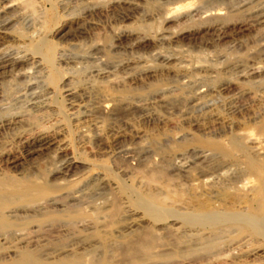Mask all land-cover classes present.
Segmentation results:
<instances>
[{
  "label": "rangeland",
  "instance_id": "rangeland-1",
  "mask_svg": "<svg viewBox=\"0 0 264 264\" xmlns=\"http://www.w3.org/2000/svg\"><path fill=\"white\" fill-rule=\"evenodd\" d=\"M18 1L0 0V52L46 62L0 72V183L51 185L59 203H41L52 210L39 228L38 212L5 214L16 227L0 234V264L26 244L37 264H117L122 238L146 232L158 240L140 264H264L231 261L264 249V0ZM38 134L55 143L28 154ZM66 160L71 169L53 173ZM230 185H248L246 210L223 212L246 224L180 223L210 214L195 199L217 206Z\"/></svg>",
  "mask_w": 264,
  "mask_h": 264
},
{
  "label": "bare ground",
  "instance_id": "bare-ground-1",
  "mask_svg": "<svg viewBox=\"0 0 264 264\" xmlns=\"http://www.w3.org/2000/svg\"><path fill=\"white\" fill-rule=\"evenodd\" d=\"M18 1V0H17ZM116 1V0H115ZM20 2V1H18ZM130 2V1H128ZM21 3V2H20ZM19 3V4H20ZM25 3V2H23ZM22 3V4H23ZM122 3V2H121ZM16 4H13V5H9L7 6V8H11V7H15ZM17 6V5H16ZM6 7V6H4ZM6 8V9H7ZM178 8V7H177ZM12 9V8H11ZM2 11H4V9H2ZM2 11L0 13H2ZM171 11V10H170ZM179 10L177 9H174V14L178 12ZM180 12V11H179ZM198 12V11H197ZM210 12V11H209ZM262 12V11H261ZM173 14V15H174ZM179 14V13H178ZM202 14V13H201ZM203 15V14H202ZM220 13L219 12H210V13H207L205 18H219L220 17ZM172 16V15H171ZM178 16V15H177ZM189 17V16H188ZM261 17V16H260ZM1 18V17H0ZM166 19V18H165ZM168 19V18H167ZM166 19V20H167ZM171 19V18H170ZM199 20V19H198ZM257 21V20H256ZM6 22L2 23L5 24ZM8 24V23H7ZM3 29V28H2ZM4 36V34L2 35ZM218 36V35H217ZM1 39V38H0ZM46 49H47V52L49 51V48L48 46H46ZM40 50V49H39ZM6 52V51H5ZM41 53V52H40ZM51 53V52H50ZM7 54V53H6ZM38 55V54H36ZM50 55V54H49ZM52 55V54H51ZM39 58V57H38ZM41 58V57H40ZM166 60V59H165ZM27 61H29V64L31 65V67L29 68V70H35V69H42L44 68L43 64L45 61L44 57L42 56L41 59H36V58H32V59H29V58H26V57H19V58H12V57H7L4 53L0 52V72L3 71V70H6L8 68H15L19 63H27ZM164 61V60H163ZM48 64V63H47ZM30 70V71H31ZM29 71V72H30ZM257 71V69H256ZM255 70L253 72H256ZM261 71V70H260ZM33 72H36V71H33ZM46 72V71H45ZM28 73V72H27ZM29 74V73H28ZM28 74H24L23 77L21 78H29ZM36 74V73H35ZM30 75V74H29ZM33 75V73L31 74V76ZM32 78V77H30ZM28 84V83H27ZM26 84V85H27ZM33 84V83H31ZM37 85V84H36ZM32 86V85H31ZM34 87V86H33ZM29 88V87H28ZM27 88V89H28ZM41 88V87H40ZM31 89V88H30ZM254 126V125H253ZM259 128L257 129L258 133L257 135H261V136H264V124L262 123V125L258 126ZM256 129V127H255ZM256 131V130H255ZM254 131V132H255ZM253 132V131H251ZM260 132V134H259ZM256 134V133H255ZM46 136V135H45ZM44 135L42 134H38L32 138H30L29 140H27L25 142V150L27 151L28 154H33V153H41L43 150H46L48 149L51 145H53L55 142H54V138H47L45 137ZM260 136V137H261ZM259 139V136L257 137ZM256 138V139H257ZM258 144H259V141L258 140ZM262 139V138H261ZM263 140V139H262ZM261 140V141H262ZM203 146H209L210 144L205 141H199ZM255 142V141H254ZM254 144V143H253ZM257 144V143H255ZM23 145V146H24ZM22 146V147H23ZM214 147H216L215 145L211 148L215 149ZM216 149H218V147H216ZM254 149H255V146H254ZM256 149H257V146H256ZM24 150V149H23ZM251 150V149H250ZM258 153V152H257ZM260 153V152H259ZM7 159V163L9 164V166H14L18 160V158H11V157H6ZM7 164V165H8ZM73 166V162L71 160H66V161H63L62 164L60 165V167L58 168V170L55 169V171L53 173H67L71 167ZM254 170L256 173H259V169L254 167ZM236 173V172H235ZM242 173V172H241ZM230 176V175H229ZM150 177V176H149ZM203 182V181H202ZM210 183V182H209ZM225 183V182H224ZM215 184V183H214ZM232 186L233 190L232 192H224L225 195H222V198L220 197L221 196V192H220V195L219 197H217L218 199L220 200H217L216 204L217 206H215L214 202H212L213 200L211 199H204L202 201H199L198 200V197L195 199V195H193V199H195L197 202H199L198 204V208L200 211H207V212H211L210 214H206L204 215L203 217L199 218L198 219L194 218L195 220H188L187 224H186V221L187 220H181L182 222H179L180 223H184L185 225H190L191 227H194V226H201V227H208L210 228L211 230H215V231H220V230H224L225 228L227 229H234V228H240L241 226V221L240 219H238V216H243V214H234V213H228V212H223V210H228V209H235V210H246L245 208V204L247 203L246 200L243 199V194L244 192L246 191L247 189V186L248 185H230ZM220 187V186H219ZM253 187V186H252ZM191 188V187H190ZM149 189V188H148ZM216 189V188H215ZM226 189V188H225ZM228 189V188H227ZM226 189V190H227ZM231 189V188H230ZM55 190V188H53L51 185H43V184H29V183H26V182H18V181H14V180H9V181H5V182H1L0 183V234H4L7 229H9L10 227H14L15 224H12V223H9L8 221H6L7 219H5V214L6 213H12L13 214V211H15V208H18V207H24V211H25V208L26 209H30V210H33L34 213L35 212H38L37 214L39 215L40 213V220L37 222L38 223V227H40V223H44L46 220L50 219V213H51V210L52 208H49L50 209V213H49V210L48 212L46 211V213L44 212L46 209V207L48 208V206H54L57 204V201L52 198V192ZM208 190V189H207ZM225 190V191H226ZM250 190V189H249ZM228 191V190H227ZM187 192V191H186ZM249 193V192H248ZM223 194V193H222ZM191 196V194H190ZM189 196V197H190ZM204 196V195H203ZM205 197V196H204ZM210 197V196H209ZM66 198V197H65ZM68 198V197H67ZM213 198V197H212ZM216 198V199H217ZM65 200V199H64ZM67 200V199H66ZM190 200V201H191ZM61 201V200H60ZM42 202H44V205L46 204V207L41 206ZM62 202V201H61ZM194 202V200L192 201ZM59 203V201H58ZM66 203V202H65ZM195 203V204H196ZM68 204V203H67ZM66 204V206H68ZM196 204V205H197ZM73 206V205H72ZM70 206V208L72 207ZM69 208V209H70ZM144 208V207H143ZM196 208V207H195ZM197 208V209H198ZM43 209H45L43 211ZM66 209V208H65ZM142 209V208H141ZM18 210V209H17ZM20 210V209H19ZM23 211V209H21ZM112 216H117L118 214V211L119 209L117 207H114L112 209ZM216 210V211H215ZM43 211V214L41 213ZM68 211V210H67ZM144 211V210H143ZM146 211V210H145ZM144 211V212H145ZM17 212V211H16ZM19 212V211H18ZM29 212V210H28ZM54 212V211H53ZM52 212V213H53ZM149 212V211H148ZM158 212V211H157ZM160 212V211H159ZM56 213V212H55ZM147 213V212H146ZM154 213V212H153ZM166 213V212H165ZM171 213V212H170ZM10 214V216L12 215ZM17 213H15L16 215ZM148 214V213H147ZM156 214V213H155ZM161 214V212H160ZM9 215V214H8ZM14 215V214H13ZM37 215V216H38ZM163 215H164V212H163ZM167 215H169L167 213ZM9 216V217H10ZM111 216V217H112ZM162 215H159V214H156V215H153V216H150V219L154 222H159L160 221V217ZM166 216V215H164ZM8 217V216H7ZM113 217V218H114ZM169 217V216H168ZM11 218V217H10ZM25 218V217H24ZM167 218V217H166ZM170 218V217H169ZM17 219V218H16ZM45 219V220H44ZM223 219V220H221ZM12 220V218H11ZM19 220V219H18ZM23 220V219H22ZM29 220V218H28ZM113 220V219H112ZM264 220V219H263ZM21 221V220H20ZM52 221V220H51ZM174 221V220H173ZM16 222H18L16 220ZM23 222V221H22ZM24 222H25V219H24ZM31 222V221H30ZM114 222V221H113ZM179 222H177L176 220V223L178 224ZM205 222H208L207 224L208 225H205L203 223ZM243 223H245L246 221H242ZM248 222V221H247ZM252 222V221H251ZM250 222V224H251ZM19 223V222H18ZM26 223V222H25ZM50 223V222H48ZM20 224V223H19ZM47 224V223H45ZM246 224V223H245ZM21 226H23L22 224H20ZM27 225V224H26ZM44 225V224H43ZM112 225V224H111ZM254 225V224H253ZM257 225V224H256ZM18 226V225H17ZM110 226V225H109ZM248 226V225H246ZM259 226V225H258ZM16 227V226H15ZM33 227V226H32ZM31 227V228H32ZM47 227V226H46ZM249 227V226H248ZM257 227V226H256ZM48 229V228H47ZM264 229V228H263ZM36 230V229H35ZM38 230V229H37ZM31 231V230H30ZM8 232V231H7ZM150 232V231H149ZM221 232V231H220ZM13 233V232H12ZM15 233V232H14ZM28 233V232H27ZM144 233V232H143ZM152 233V232H151ZM200 233V232H199ZM262 233V232H261ZM7 234V233H6ZM5 234V235H6ZM9 234V233H8ZM11 234V232H10ZM26 234V233H25ZM37 234V233H36ZM40 234H43V233H40ZM134 234V233H133ZM153 234V233H152ZM150 234V233H147L146 234H143V235H132L130 234L131 236L130 237H127V238H122V242L120 241V244L118 246H120V251L118 249V252L120 255H121V258H120V262L118 263V257H117V264H140L141 261L143 260H148L150 259L147 255V259L143 258L142 260V257H140V254H146L150 249L151 247H153V245H155V243L157 242L156 240H158L156 238V240L154 239L153 235ZM231 234V233H230ZM260 234V233H258ZM262 235V234H261ZM7 236V235H6ZM12 236V235H11ZM15 237H19V235L17 236L16 234L13 235ZM26 236V235H25ZM119 236V235H118ZM122 237V236H121ZM3 239L4 240V244L7 243V237H0V239ZM13 238V237H12ZM25 238V237H24ZM144 238V239H143ZM119 239V238H118ZM23 240V239H22ZM41 240V239H40ZM121 240V239H120ZM176 240V239H175ZM203 240H207V238H203ZM9 241V240H8ZM17 241V240H16ZM25 241V240H24ZM162 241V240H161ZM182 241V240H181ZM174 242V241H173ZM207 242V241H206ZM9 243V242H8ZM12 243V242H11ZM20 245L23 244L22 241L20 242ZM28 243V242H27ZM32 243V242H31ZM176 243V242H175ZM26 244V243H25ZM178 244V243H177ZM181 245V243H179ZM178 244V245H179ZM27 245H23L22 247H18L19 248V251L18 253L15 255L16 256V259L12 261V263L10 264H37L34 259H33V256H31L27 251H26V248H27ZM116 245V244H115ZM172 245V244H171ZM108 246V245H107ZM29 247V245H28ZM109 247V246H108ZM111 247V246H110ZM173 247V246H172ZM177 247V245H176ZM230 247V246H229ZM119 248V247H118ZM28 249V248H27ZM115 249V247H114ZM12 250V249H11ZM190 250V249H189ZM29 251V250H28ZM183 251V249H182ZM187 251V250H185ZM183 251H179V249L177 250H174L171 254L172 257L174 256H183L186 252ZM185 252V253H184ZM194 252V251H193ZM149 253V252H148ZM189 253V252H188ZM187 253V254H188ZM230 254V253H229ZM152 255V254H151ZM258 256L259 258H261V256L264 255V249H259V250H254L252 253L250 254H244V255H240L238 257H233L231 258L233 260H235L237 258V260L239 259V257H242V260L243 258L247 259L251 256ZM111 256V255H110ZM109 256V257H110ZM144 257V255H141ZM108 257V258H109ZM114 257L113 255L109 258V260H111V258ZM116 257V256H115ZM170 257V256H169ZM195 257V256H194ZM257 257V258H258ZM183 258V257H182ZM256 258V259H257ZM264 258V257H262ZM185 259V258H184ZM241 259V258H240ZM103 260H105V258H103ZM103 260L101 261V263L103 262ZM3 261V260H2ZM112 261V260H111ZM110 261V262H111ZM108 262V259L106 260V263ZM226 262V261H225ZM229 263L228 264H233L232 262L228 261ZM2 263V262H1ZM109 263V262H108ZM113 263H116L114 262L113 260ZM144 263V261H143ZM42 264H85V263H82L78 258L76 259H69V260H64V261H60V262H57V263H51V262H46V263H42ZM86 264H100V260H96V261H90ZM244 264V263H243Z\"/></svg>",
  "mask_w": 264,
  "mask_h": 264
}]
</instances>
